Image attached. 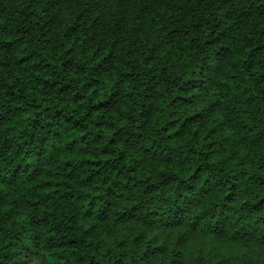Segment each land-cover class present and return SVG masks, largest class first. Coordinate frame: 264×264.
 Instances as JSON below:
<instances>
[{"label": "trees", "instance_id": "obj_1", "mask_svg": "<svg viewBox=\"0 0 264 264\" xmlns=\"http://www.w3.org/2000/svg\"><path fill=\"white\" fill-rule=\"evenodd\" d=\"M0 264H264V0H0Z\"/></svg>", "mask_w": 264, "mask_h": 264}]
</instances>
